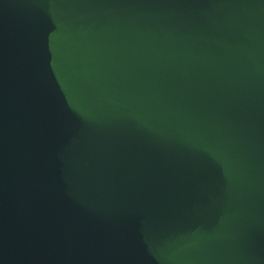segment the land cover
Segmentation results:
<instances>
[{
  "label": "water",
  "instance_id": "water-1",
  "mask_svg": "<svg viewBox=\"0 0 264 264\" xmlns=\"http://www.w3.org/2000/svg\"><path fill=\"white\" fill-rule=\"evenodd\" d=\"M0 264H264V0H0Z\"/></svg>",
  "mask_w": 264,
  "mask_h": 264
}]
</instances>
